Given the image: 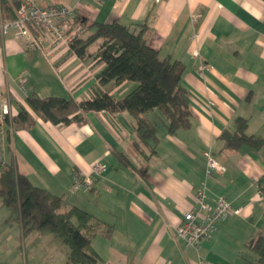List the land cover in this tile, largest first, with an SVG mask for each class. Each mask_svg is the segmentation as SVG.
Returning a JSON list of instances; mask_svg holds the SVG:
<instances>
[{"label":"crops","instance_id":"0c3cea01","mask_svg":"<svg viewBox=\"0 0 264 264\" xmlns=\"http://www.w3.org/2000/svg\"><path fill=\"white\" fill-rule=\"evenodd\" d=\"M36 3L71 6L73 0ZM78 17L144 24L147 44L184 67L186 125L173 133L161 125L154 146H135L134 119L126 111H90L84 122L68 125L35 119L9 134L5 161L33 186L64 197L67 209L80 208L113 227L109 238H92L101 264H250L243 252L264 226V149L226 150L219 137L242 117L247 133L264 139V0H93L78 7ZM100 42L80 59L72 51L30 49L12 34L0 36V91L13 114L33 95L79 102L99 91L124 98L135 82L97 85L105 66L95 56ZM205 153L224 170L206 175ZM94 162L106 170L90 192L72 191L74 171L88 174ZM202 186L208 200L226 198L233 213L195 249L176 238L175 227ZM3 208L0 264H67L58 239L22 236Z\"/></svg>","mask_w":264,"mask_h":264},{"label":"trees","instance_id":"16d2710c","mask_svg":"<svg viewBox=\"0 0 264 264\" xmlns=\"http://www.w3.org/2000/svg\"><path fill=\"white\" fill-rule=\"evenodd\" d=\"M16 7V0H0V18L14 19ZM74 23L83 28V33L70 44V51L78 58H84L88 47L101 40L95 56L105 66L97 76V85L132 81L136 83L135 88L120 100L99 91L79 102L72 98L27 97L20 110L5 121V144L11 132L30 128L35 119L68 125L84 122L90 111H105L111 115L128 112L134 119L135 146H154L161 125L169 133L186 125L188 110L181 84L184 67L170 57H160L158 51L147 44L144 24L126 26L116 21L97 24L82 17L75 18ZM247 125L248 119L236 118L232 129L224 130L219 137L222 148L263 150L264 139L248 134ZM0 201L16 216L22 236L38 233L58 239L66 249L67 264L100 262L92 249V238L96 235L109 238L113 227L80 208L71 206L62 210L66 203L64 197L33 186L11 162L0 169ZM243 257L250 264H264V226L262 233L243 252Z\"/></svg>","mask_w":264,"mask_h":264},{"label":"built area","instance_id":"2783aa9c","mask_svg":"<svg viewBox=\"0 0 264 264\" xmlns=\"http://www.w3.org/2000/svg\"><path fill=\"white\" fill-rule=\"evenodd\" d=\"M15 18H0V36L12 34L18 40H24L28 48L47 46L54 50L70 51L72 41L83 33V28L74 23L76 10L87 1L73 0L71 6L50 5L40 6L36 0H16ZM194 57L197 52H193ZM13 114L8 98L0 91V169L5 167V121ZM206 175L212 170L222 172L224 168L209 153H205ZM106 167L94 162L88 174L75 171L72 175L70 189L80 193L91 190L94 180L100 178ZM191 205L175 227V236L186 245L199 249L204 241L210 240L219 225L233 213L230 202L224 197L207 199L205 187L197 188ZM198 264H212L199 262Z\"/></svg>","mask_w":264,"mask_h":264},{"label":"rangeland","instance_id":"374dc122","mask_svg":"<svg viewBox=\"0 0 264 264\" xmlns=\"http://www.w3.org/2000/svg\"><path fill=\"white\" fill-rule=\"evenodd\" d=\"M1 207H5V206H4V205L2 204V202L0 201V209H1ZM3 209H6V211H7V216H9L10 221H11V222H14V221L16 220V216L13 215V214H11L10 211H9L7 208H3ZM66 209H67L66 205H63V206H62V210H66ZM0 215H1V211H0ZM100 264H101V262H100Z\"/></svg>","mask_w":264,"mask_h":264}]
</instances>
